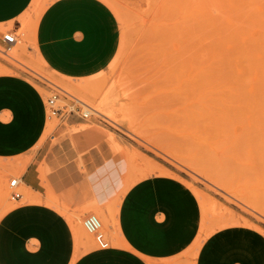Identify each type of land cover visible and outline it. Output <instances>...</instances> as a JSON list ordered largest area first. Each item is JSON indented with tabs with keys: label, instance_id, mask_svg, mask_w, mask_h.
Wrapping results in <instances>:
<instances>
[{
	"label": "rangeland",
	"instance_id": "1",
	"mask_svg": "<svg viewBox=\"0 0 264 264\" xmlns=\"http://www.w3.org/2000/svg\"><path fill=\"white\" fill-rule=\"evenodd\" d=\"M50 1L37 0L0 26L18 36L0 52V73L33 84L43 102L60 88V104L72 95L92 110L88 118L77 111L46 117L32 148L0 157V216L25 203L11 198L9 180L47 138L38 171L56 200L49 207L70 225V261L89 241L95 246L81 224L85 214L100 217L112 244L107 225L122 194L139 179L164 175L183 182L198 203V234L182 256L197 260L211 238L221 263L264 264V0H105L119 21V47L103 71L81 79L55 75L36 54L35 23ZM79 228L87 239L78 238Z\"/></svg>",
	"mask_w": 264,
	"mask_h": 264
},
{
	"label": "crops",
	"instance_id": "2",
	"mask_svg": "<svg viewBox=\"0 0 264 264\" xmlns=\"http://www.w3.org/2000/svg\"><path fill=\"white\" fill-rule=\"evenodd\" d=\"M36 1L0 0V26L16 22ZM120 36L118 18L105 0H51L34 29L36 54L45 67L71 79L103 71L118 50ZM46 117L42 94L33 84L0 73V157H16L32 148L43 134ZM48 149L46 138L23 170L14 167L21 173L26 197L15 199L23 200L22 206L0 216V264H57L62 258L64 264H224L212 258L211 238L203 241L197 260L182 256L198 234V203L183 182L164 175L139 179L122 194L113 223L107 225L112 242L108 248L89 241L90 248L70 261L73 234L68 220L49 207L56 200L42 170L44 198L37 194L42 187L38 167ZM102 199L99 195L97 203ZM76 235L88 238L81 228ZM229 264H239V259Z\"/></svg>",
	"mask_w": 264,
	"mask_h": 264
},
{
	"label": "built area",
	"instance_id": "3",
	"mask_svg": "<svg viewBox=\"0 0 264 264\" xmlns=\"http://www.w3.org/2000/svg\"><path fill=\"white\" fill-rule=\"evenodd\" d=\"M1 41L4 44V49L0 50V52L7 54V52L17 44L18 36L14 30H7L2 33ZM60 90L62 89L56 88L54 90H50L45 97L44 106L47 112V117H62L65 114L74 113L76 111L79 112L83 118H88L90 116L89 111L92 110V108L72 95H70L71 103L69 105L60 104ZM76 104L85 106L87 110H83L79 106H76ZM8 185L9 187L14 188V190L11 192L12 199H18L22 197L21 191L18 190L20 185L19 178H13L9 180ZM81 224L84 230L93 236L94 243L97 248L105 249L109 247V241L103 232L102 221L98 215L95 213L85 214L81 219Z\"/></svg>",
	"mask_w": 264,
	"mask_h": 264
},
{
	"label": "bare ground",
	"instance_id": "4",
	"mask_svg": "<svg viewBox=\"0 0 264 264\" xmlns=\"http://www.w3.org/2000/svg\"><path fill=\"white\" fill-rule=\"evenodd\" d=\"M20 186V185H19ZM22 195H23V193H22Z\"/></svg>",
	"mask_w": 264,
	"mask_h": 264
}]
</instances>
